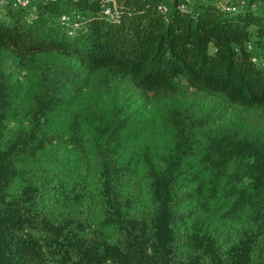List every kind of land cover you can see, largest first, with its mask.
<instances>
[{"label": "trees", "instance_id": "trees-1", "mask_svg": "<svg viewBox=\"0 0 264 264\" xmlns=\"http://www.w3.org/2000/svg\"><path fill=\"white\" fill-rule=\"evenodd\" d=\"M224 1L0 8V264H264V0Z\"/></svg>", "mask_w": 264, "mask_h": 264}, {"label": "built area", "instance_id": "built-area-1", "mask_svg": "<svg viewBox=\"0 0 264 264\" xmlns=\"http://www.w3.org/2000/svg\"><path fill=\"white\" fill-rule=\"evenodd\" d=\"M43 1L53 2L55 0H0V8H5L7 6L21 7L34 12L38 9L39 4ZM245 4L246 0H238L237 3H235L234 0L224 1L225 7L232 11H236L239 7L245 6ZM100 5L102 13L109 19H115L119 16L121 5L120 0H100ZM159 9L163 12H166L168 7L165 4H162ZM58 20L70 30V33H72L78 28H82L86 24L88 21V14L78 9H72L59 15ZM248 48L252 50V43L249 44ZM253 60L255 62L259 61L258 58H254Z\"/></svg>", "mask_w": 264, "mask_h": 264}]
</instances>
